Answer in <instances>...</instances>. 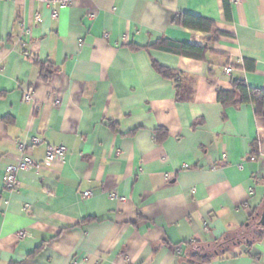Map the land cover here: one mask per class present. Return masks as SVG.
I'll list each match as a JSON object with an SVG mask.
<instances>
[{"label": "crops", "instance_id": "crops-1", "mask_svg": "<svg viewBox=\"0 0 264 264\" xmlns=\"http://www.w3.org/2000/svg\"><path fill=\"white\" fill-rule=\"evenodd\" d=\"M234 79L264 90V0H0V264H264V117L219 100Z\"/></svg>", "mask_w": 264, "mask_h": 264}, {"label": "trees", "instance_id": "trees-1", "mask_svg": "<svg viewBox=\"0 0 264 264\" xmlns=\"http://www.w3.org/2000/svg\"><path fill=\"white\" fill-rule=\"evenodd\" d=\"M177 20L181 21L183 25L194 28L209 30L212 27V23L207 19L195 17L188 14L183 15L181 18L178 17ZM155 45L158 49L194 59H204L206 54V49L203 47L196 46L190 43H178L168 39H162ZM154 66L157 71L164 77L178 81V73H176L175 71H172L160 65L156 61L154 62ZM218 97L219 100L225 105L237 102L252 103L256 108V113L264 117V90L251 88L246 84L244 80L234 79L233 90H221L218 93ZM256 223L257 225L259 224V222ZM251 235L256 236V233L254 232V229L250 228L245 232H240L237 237L239 238V240H246ZM235 239L231 238L219 243L217 245V249H226V247L233 243ZM191 259H195V256H191Z\"/></svg>", "mask_w": 264, "mask_h": 264}, {"label": "built area", "instance_id": "built-area-1", "mask_svg": "<svg viewBox=\"0 0 264 264\" xmlns=\"http://www.w3.org/2000/svg\"><path fill=\"white\" fill-rule=\"evenodd\" d=\"M52 1L54 3L59 4L60 8H66L70 6L73 2V0H48ZM53 15L55 17L58 16V11L55 10L53 12ZM36 20L37 22L41 21V15L36 14ZM226 73L231 74L233 71V68L231 66H227L225 68ZM30 97L27 95L26 99H29ZM56 103H60L59 99H56ZM41 138H34V143L41 142ZM21 150L24 149L23 144H20ZM66 148L63 145H52L49 146L46 156L43 161H37L30 157L27 154H21L18 161L16 163H11L6 166L5 175L3 178L4 185L8 189H14L17 187V174L18 172L22 170H37L42 167L43 164H49L57 160H63L66 156ZM252 159H256V156H252ZM85 197H89L91 195V192L86 191L83 194ZM112 198L118 199V200H125L124 196H120L117 192H112L111 194ZM27 234L25 232H21L20 236H26Z\"/></svg>", "mask_w": 264, "mask_h": 264}, {"label": "water", "instance_id": "water-1", "mask_svg": "<svg viewBox=\"0 0 264 264\" xmlns=\"http://www.w3.org/2000/svg\"><path fill=\"white\" fill-rule=\"evenodd\" d=\"M259 224H260L261 226H264V209H263V212H262V214H261Z\"/></svg>", "mask_w": 264, "mask_h": 264}]
</instances>
